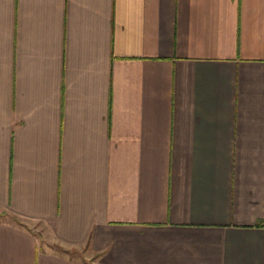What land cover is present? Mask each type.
I'll use <instances>...</instances> for the list:
<instances>
[{
    "label": "crops",
    "instance_id": "obj_1",
    "mask_svg": "<svg viewBox=\"0 0 264 264\" xmlns=\"http://www.w3.org/2000/svg\"><path fill=\"white\" fill-rule=\"evenodd\" d=\"M0 264H264V0H0Z\"/></svg>",
    "mask_w": 264,
    "mask_h": 264
},
{
    "label": "rangeland",
    "instance_id": "obj_2",
    "mask_svg": "<svg viewBox=\"0 0 264 264\" xmlns=\"http://www.w3.org/2000/svg\"><path fill=\"white\" fill-rule=\"evenodd\" d=\"M43 245H44V244H43ZM79 252H80V251H79ZM79 252H78V253H79Z\"/></svg>",
    "mask_w": 264,
    "mask_h": 264
}]
</instances>
